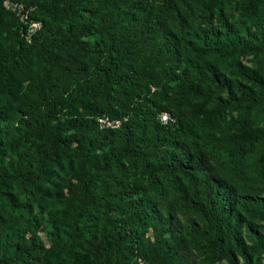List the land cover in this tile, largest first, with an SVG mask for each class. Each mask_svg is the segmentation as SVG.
<instances>
[{"label": "trees", "instance_id": "trees-1", "mask_svg": "<svg viewBox=\"0 0 264 264\" xmlns=\"http://www.w3.org/2000/svg\"><path fill=\"white\" fill-rule=\"evenodd\" d=\"M4 1L0 115L9 113L16 124L0 136V149L20 150L17 176L28 177L33 165L31 182L44 178L47 165L60 157L73 156L81 169L64 200L70 232L43 251L60 263L67 257L71 264H121L134 240L127 228L148 223L154 240L138 251L144 264H170L181 227L235 260L222 229L232 233L240 206L264 212V198L236 183L234 173L206 151L199 139L212 134L197 136L196 114L174 108L226 89L232 107L264 109L262 97L239 83L235 91L212 62L264 57V0H236L246 21L242 30L228 22L226 0H10L35 11L40 26L31 32ZM192 16L205 26H192ZM237 69L264 88L251 71ZM172 81V101L144 108L149 99H168ZM163 112L176 120L162 122ZM60 115L66 116L62 123ZM102 115L119 125L101 127ZM90 239L95 242L86 250ZM14 253L4 262L11 263Z\"/></svg>", "mask_w": 264, "mask_h": 264}, {"label": "rangeland", "instance_id": "rangeland-1", "mask_svg": "<svg viewBox=\"0 0 264 264\" xmlns=\"http://www.w3.org/2000/svg\"><path fill=\"white\" fill-rule=\"evenodd\" d=\"M4 5L14 11L19 20L27 26L28 32L40 26V22L32 17L35 16V11L31 6L10 0H5ZM224 7L228 22L242 30L246 21L236 0H226ZM190 23L198 29L205 26L200 22V18L194 16ZM212 62L222 74L233 80L235 91L239 83L252 91L256 97L264 99V88L237 69V65H240L242 70L251 71L264 84V57L240 54L232 58L218 57ZM170 87L168 99H149L148 106L144 108L154 110L160 102L172 101L176 88L174 81ZM137 101L139 99L135 97L134 102ZM9 104H14V101ZM218 104L224 107L223 111L218 109ZM174 110L193 111L196 114L193 127L197 136L201 133L212 134L199 139L206 151L211 152L227 171L234 173L236 183L247 184L264 198L263 108L251 107L247 103L234 108L227 100V90L220 89L213 99L197 100L193 103L180 101L176 103ZM242 115H245L243 122ZM171 116L172 120L169 121L174 122L176 116ZM65 117L60 115L57 120L62 123ZM123 119L125 120L126 116ZM15 124V119L9 113L1 114L0 136L3 134L6 138L4 135L11 132ZM19 154V149H0V264H71L67 257L60 263L43 250L55 240H64L70 232L63 218L66 208L64 200L70 197L68 184L74 182L75 174L81 169L73 156L60 157L57 162L47 165L44 178L31 182L29 177L33 165L30 166L28 177L17 176ZM239 210L237 219L230 223L232 233L224 227L222 229L223 244L234 252L235 260H231L226 253L212 246L198 242L188 229L181 227V240L175 241L177 252L170 256V264H246L241 251L248 254L250 264H264V212L248 211L241 206ZM94 214L99 218L101 213L95 211ZM193 216L198 222H202L198 215ZM180 219L184 224V218ZM127 229L134 235V240L131 247L124 251L120 263L144 264L138 251L146 245V240H154V231L148 223ZM15 238L19 239L17 246L13 244ZM94 242V239H90L84 249L91 248ZM12 250L15 252V259L11 263L4 262L5 255ZM78 251L83 252V249Z\"/></svg>", "mask_w": 264, "mask_h": 264}, {"label": "built area", "instance_id": "built-area-1", "mask_svg": "<svg viewBox=\"0 0 264 264\" xmlns=\"http://www.w3.org/2000/svg\"><path fill=\"white\" fill-rule=\"evenodd\" d=\"M160 120L162 122H167L169 120H172V116L168 113V112H163L160 114ZM98 122L100 124L101 127H116L119 125L120 121L118 119H110L108 116L106 115H102L98 118Z\"/></svg>", "mask_w": 264, "mask_h": 264}]
</instances>
